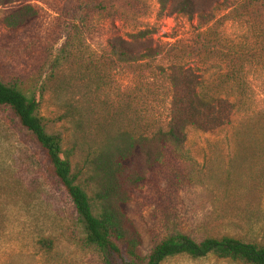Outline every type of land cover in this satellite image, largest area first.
Masks as SVG:
<instances>
[{
    "label": "rangeland",
    "instance_id": "374dc122",
    "mask_svg": "<svg viewBox=\"0 0 264 264\" xmlns=\"http://www.w3.org/2000/svg\"><path fill=\"white\" fill-rule=\"evenodd\" d=\"M182 0L161 12L158 0H0V81L39 101V116L61 139L62 156L78 175L95 213L87 182L90 163L117 132L149 137L168 120L169 67L192 68L203 93L234 105L227 126L186 129L181 148L164 149L146 167L132 158L122 207L145 256L168 235L196 241L230 237L264 246V5L248 0H192L213 9L199 26L177 14ZM219 2L214 7V2ZM29 5V19L11 30L3 19ZM20 11V12H19ZM27 18V17H26ZM149 31L158 57L125 64L110 54L116 37ZM207 34L201 46L197 33ZM51 241L50 249L40 244ZM0 264H106L84 241L77 214L49 173L42 152L0 108ZM118 264V262H112ZM162 264H240L207 256Z\"/></svg>",
    "mask_w": 264,
    "mask_h": 264
},
{
    "label": "trees",
    "instance_id": "16d2710c",
    "mask_svg": "<svg viewBox=\"0 0 264 264\" xmlns=\"http://www.w3.org/2000/svg\"><path fill=\"white\" fill-rule=\"evenodd\" d=\"M170 0H158L161 12L166 11ZM219 2H214V7ZM264 5V0H248L249 7ZM24 14H9L3 23L11 30L25 25L31 7L21 8ZM20 12V11H19ZM177 14L188 20L197 17L199 26H208L214 20L213 9L197 11L192 0H182ZM27 17V18H26ZM149 31L128 35L127 39L116 37L109 43L110 54L125 64L138 63L160 56V47H153L147 36ZM196 38L205 45L203 37ZM167 76L169 89L168 120L164 129L159 128L149 137L137 136L126 131L117 132L107 140L90 163L91 173L87 179L93 188V199L98 205L95 213L91 200L73 173L69 162L63 158L61 139L58 134L48 133L39 116V101L27 97L17 87L0 81V108L7 109L20 129L30 135L42 152L52 177L68 196L83 228L84 241L96 248L106 264H162L166 259L186 256L193 260L213 256L216 259L240 264H264V246L247 243L230 237L205 238L196 241L187 234L175 233L156 243L148 254L142 256L138 248V234L128 225L122 207L129 201L130 185L142 182V177L126 176L129 161L140 156L146 167H151L163 157L164 149H179L186 140V129L193 128L212 132L227 126L234 105L224 98L203 93L201 77L192 68L173 64ZM40 244L50 249L51 241L43 239Z\"/></svg>",
    "mask_w": 264,
    "mask_h": 264
}]
</instances>
